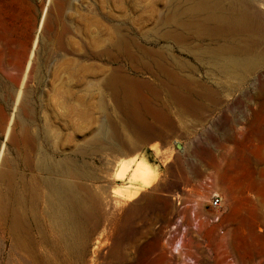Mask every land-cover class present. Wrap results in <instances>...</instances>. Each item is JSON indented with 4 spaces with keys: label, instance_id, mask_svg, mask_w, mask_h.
Segmentation results:
<instances>
[{
    "label": "rangeland",
    "instance_id": "1",
    "mask_svg": "<svg viewBox=\"0 0 264 264\" xmlns=\"http://www.w3.org/2000/svg\"><path fill=\"white\" fill-rule=\"evenodd\" d=\"M5 10L18 24L0 36V264H264V0H7ZM168 112L178 134L144 121ZM157 139L185 143L186 156L170 163L159 143L160 161L135 153ZM44 154L68 163L64 177L61 163L55 176L41 169ZM139 158L156 179L135 182L128 200ZM56 175L81 196L75 227L47 186ZM10 209L26 213L29 249L8 245Z\"/></svg>",
    "mask_w": 264,
    "mask_h": 264
},
{
    "label": "bare ground",
    "instance_id": "2",
    "mask_svg": "<svg viewBox=\"0 0 264 264\" xmlns=\"http://www.w3.org/2000/svg\"><path fill=\"white\" fill-rule=\"evenodd\" d=\"M199 3V2H198ZM6 6H7V0H0V11H2V13L0 14V36H2V34H3V32H4V30L5 29H7V28H9L10 27V25L11 24H13V25H15V23L17 22V20H16V18H12V16L9 14V12L8 11H6L5 9H6ZM12 6V5H11ZM3 7V8H2ZM236 8V7H235ZM191 9V8H190ZM189 9V10H190ZM194 9V8H193ZM200 9V8H199ZM188 10V11H189ZM233 10V9H232ZM231 10V11H232ZM236 10V9H235ZM14 16V15H13ZM235 16V15H234ZM15 17V16H14ZM214 17V16H213ZM216 17V16H215ZM221 17H223V16H221ZM220 17V18H221ZM224 18V17H223ZM235 18V17H234ZM234 18H233V15H229V21H230V23L228 24V27L231 25L232 27V29L234 28V27H236V25L234 24ZM217 19V18H216ZM215 20V19H214ZM228 21V20H227ZM228 21V22H229ZM222 22H223V20H222ZM228 22H226V23H228ZM236 23V22H235ZM16 24H18V23H16ZM195 24V23H194ZM233 25H235V26H233ZM230 28V27H229ZM236 28H238V24H237V27ZM247 30V29H246ZM5 42V41H4ZM36 43H37V37L35 38V40H34V43H33V48H35V46H36ZM34 50V49H33ZM33 50H32V52L30 53L31 54V56H33L32 54L34 53L33 52ZM30 56V57H31ZM219 56V55H218ZM234 59V58H233ZM240 59V58H239ZM238 59V60H239ZM29 61V63L31 62L30 60H32V59H28ZM237 60V63L236 62H233L232 64H235V67H236V64H239V62H241V61H238ZM236 61V60H235ZM232 62V61H231ZM242 62H245V61H242ZM229 63V62H228ZM28 66H29V64H28ZM28 66H26V68L28 67ZM151 67V66H150ZM241 67V66H240ZM233 68V67H232ZM28 69V68H27ZM163 69V68H162ZM235 70V69H234ZM163 71V70H162ZM26 72V71H25ZM1 81V80H0ZM22 84V83H21ZM2 86V85H1ZM4 86V85H3ZM15 92V91H14ZM1 93H3V92H1ZM0 93V94H1ZM13 94V93H12ZM2 97H4V96H2ZM2 97H0V98H2ZM8 98V97H7ZM9 100V99H8ZM24 101V100H23ZM20 104H21V102H20ZM1 106V105H0ZM2 107V106H1ZM18 107V106H17ZM3 108V107H2ZM1 109V108H0ZM1 114V113H0ZM6 115L7 114H5L4 112L1 114V116H0V127H2V126H4L3 124L5 123V119H6ZM14 116V115H13ZM14 118V117H13ZM10 121H9V123H8V125H7V127H6V129H5V136H7L8 135V133H10L9 131H10V127H11V120H12V116H11V118L9 119ZM32 121V120H31ZM13 122V121H12ZM21 122V121H20ZM11 124V125H10ZM12 128V127H11ZM12 130V129H11ZM45 131V130H44ZM47 133V132H46ZM24 134V133H23ZM10 136V135H9ZM23 136V135H22ZM45 136V135H44ZM27 137V136H26ZM9 138V137H8ZM27 139H28V137H27ZM23 141V140H22ZM33 142H35V141H33ZM29 144V143H28ZM27 144V145H28ZM31 145V144H30ZM23 146H24V144H23ZM4 148V142L2 143V146H1V149H0V152L2 153V150H4L3 149ZM43 148V147H42ZM39 151V150H38ZM41 151V150H40ZM20 152V151H19ZM25 152H27L26 150H25ZM28 153V152H27ZM27 153H25V154H27ZM39 153V152H38ZM47 153V152H46ZM20 155V154H19ZM28 155V154H27ZM26 155V156H27ZM43 155V154H42ZM39 156V155H38ZM0 157H1V155H0ZM28 157V156H27ZM50 157V155H45L44 154V156H42V159L44 160V162H41L43 165H39V166H41V169H43V171L44 172H46V173H48V174H54V173H56V171L60 168V166L59 167H57L56 165H60V163H54V164H56V165H54V164H52L51 163V161L50 160H52V159H50L49 158ZM19 158H20V156H19ZM25 158V157H24ZM32 158V157H31ZM30 158V159H31ZM39 158V157H38ZM52 158V157H51ZM63 158V157H62ZM2 159V158H1ZM27 160H28V158H26ZM25 159V160H26ZM29 159V160H30ZM59 159H61V158H59ZM59 159H57V160H59ZM134 159V158H133ZM5 160V159H4ZM24 160V161H25ZM62 161V171H63V176L62 177H64L65 176V168H64V164H66L67 162H65V160L63 159V160H61ZM66 161H70V160H66ZM132 161H135V164H134V167H133V172L131 173V181H127V182H125L124 184H123V186H122V195L125 197V198H127L128 200H131V199H133L134 197H135V195H136V192L133 190V187H134V184H135V182L136 183H138V184H140V185H144V186H148V185H150V184H152L153 182H154V180L156 179V171L154 170V168H153V166H152V164L150 163V162H148L145 158H139V159H137V160H132ZM28 162V161H27ZM31 162V161H30ZM52 162H54V160L52 161ZM35 163V162H34ZM40 163V164H41ZM68 164V163H67ZM40 168V167H39ZM68 168V167H67ZM34 169V168H33ZM40 170V169H39ZM4 173H6V172H4ZM9 174V173H8ZM21 174V173H20ZM23 175H24V173H22ZM26 174V173H25ZM36 174V173H35ZM67 174V173H66ZM7 175V174H6ZM47 175V174H46ZM68 175V174H67ZM66 175V176H67ZM3 176V175H2ZM27 175H25V177H26ZM31 176V175H30ZM36 176H38V175H36ZM52 176V175H51ZM54 176H55V174H54ZM24 177V176H23ZM24 177V178H25ZM48 177V176H47ZM7 178V177H6ZM30 178H32V177H30ZM29 178V179H30ZM38 178V177H37ZM37 178H35L34 177V179L36 180ZM58 178H61V176H59ZM66 178V177H65ZM65 178H62V179H57V175H56V179L55 178H52V179H49V180H46V183H47V186L52 190V192L54 191L56 194V196L55 197H57V199H58V201L60 202L59 204H61V207H62V209H63V215L64 216H61L63 219H62V222L64 221L65 222V224L67 223V224H69L70 226L69 227H71V225L72 226H74L75 227V225L77 226V224L79 223V221H80V210H81V207L80 206H82V204H81V202H82V200L79 198V197H81L78 193V195L76 194V192H75V190H74V188H72L73 186L69 183V181H67ZM4 179V178H3ZM39 179V178H38ZM42 179H43V177H42ZM34 180V182H36V181H38V180H36L35 181ZM31 181V180H30ZM133 181V182H132ZM32 182V181H31ZM38 182H40V181H38ZM20 183V182H19ZM19 183H17L18 185H19ZM33 183V182H32ZM12 184V183H11ZM35 184H37L38 185V183L36 182ZM41 184V183H40ZM13 185V184H12ZM23 185V184H22ZM37 185H35V186H37ZM42 185V184H41ZM40 185V186H41ZM9 186V185H8ZM39 186V187H40ZM47 186H46V188H47ZM72 186V187H71ZM18 187H20V185L18 186ZM33 188H34V186H32ZM21 188V187H20ZM19 188V189H20ZM15 189V188H14ZM18 189V188H17ZM20 190H22V189H20ZM37 190V189H36ZM16 191H18V190H16ZM12 192V191H11ZM15 192V191H14ZM19 192V191H18ZM50 192V191H49ZM7 193V192H6ZM16 193V192H15ZM25 193V192H24ZM24 193H22V194H19V195H21V196H23V194ZM27 193H28V191H27ZM29 194V193H28ZM6 195V194H5ZM5 195H3V196H5ZM9 195V194H8ZM13 195V194H12ZM11 195V196H12ZM17 195V194H16ZM15 195V197L17 198V196ZM36 195H38V194H36ZM50 195V194H49ZM21 196H18V199H16V203L14 202V204H18L17 206H20L21 204H22V202L24 201V199L25 200H27L24 196V199H23V197H21ZM6 198H8L7 196H5ZM14 197V198H15ZM47 197H48V194H47ZM54 197V198H55ZM6 198H4V199H6ZM14 198H13V201H14ZM22 198V199H21ZM35 198H37V197H35ZM41 198V197H40ZM30 199V198H29ZM32 199H34V196H33V198ZM32 199H30V202L32 201ZM49 201L51 202V200L53 199L52 198V194H51V198H50V196H49ZM51 199V200H50ZM7 200H10L9 198L7 199ZM84 200V199H83ZM10 201H12V198H11V200ZM10 201H6V202H8V205L10 206V204H11V202ZM28 201V200H27ZM55 201V200H54ZM3 202H5V201H3ZM10 202V203H9ZM34 202H36V201H34ZM49 202V203H50ZM53 202V201H52ZM56 202V201H55ZM13 203V202H12ZM25 203H27V202H25ZM42 203V202H41ZM4 204H6V203H4ZM14 204H13V206H12V209H14V208H17V207H14ZM24 204V203H23ZM51 205V208L49 207V208H47V210H49V209H53L52 207H53V205H52V203H50ZM58 204V205H59ZM7 205V204H6ZM5 205V206H6ZM28 205V204H27ZM39 205V204H38ZM9 206H6V207H9ZM33 206V205H32ZM36 206V205H35ZM5 207V208H6ZM11 207V206H10ZM14 207V208H13ZM22 207V206H21ZM28 207V206H27ZM31 207V206H30ZM5 208H3V209H5ZM32 208V207H31ZM58 208L60 209V207L58 206ZM6 209H8V208H6ZM18 209V208H17ZM16 209V210H17ZM61 209V210H62ZM9 210V209H8ZM15 210V209H14ZM24 210V209H23ZM28 210V209H27ZM5 211V210H4ZM13 211V210H12ZM19 211V210H18ZM17 211V212H18ZM21 211H22V208H21ZM24 211H26V210H24ZM17 212L15 211V212H11V209H10V211L8 212V214L6 215V216H4L5 217V220L4 221H6L5 222V224H6V228H5V232H6V236H7V238H6V240H7V242H8V245H10V248H13V246H19V247H21L22 246V244H23V239H22V233H23V231L24 230H22V226L21 225H24L23 223L21 224L20 222H21V220H22V217H23V220H24V213L23 214H21L20 213V211H19V214L18 215H16L17 214ZM28 212V211H27ZM36 212V211H35ZM48 212V211H47ZM52 212V211H51ZM4 213V212H3ZM6 213H7V210H6ZM14 213H16V214H14ZM30 213H33V212H30ZM40 213V212H39ZM59 214L60 213H62V212H58ZM26 214V213H25ZM29 214V213H28ZM35 214V213H34ZM50 214V213H49ZM3 215H5V214H3ZM23 215V216H22ZM32 215V214H31ZM48 215V214H47ZM51 215H53L54 216V214H52L51 213ZM51 215H50V217H51ZM33 216V215H32ZM49 216V215H48ZM3 217V218H4ZM34 217V216H33ZM36 218V217H35ZM39 218V217H38ZM28 219H29V217H28ZM37 219V218H36ZM36 219H35V221H36ZM50 219V218H49ZM55 218L53 217V220H54ZM33 220H34V218H33ZM38 220H40V219H38ZM51 220V219H50ZM53 220H51L52 221V223L54 222L55 223V221H53ZM56 220V219H55ZM2 221V220H1ZM25 221H27L26 219H25ZM34 221V222H35ZM41 221V220H40ZM40 221H38V222H40ZM57 222H58V219L56 220ZM60 222V221H59ZM58 222V223H59ZM25 223H27V222H25ZM36 223V225H37V222H35ZM53 223V224H54ZM30 224V223H29ZM29 224H27V225H29ZM57 224V223H56ZM60 224V223H59ZM58 224V225H59ZM65 224H64V226H65ZM66 224V225H67ZM80 224V223H79ZM32 225V224H31ZM57 225V226H58ZM60 225H62V224H60ZM21 226V227H20ZM40 226V225H39ZM24 227H25V225H24ZM24 227H23V229H24ZM29 227H31V226H29ZM61 227V226H60ZM67 227H68V225H67ZM34 228V227H33ZM43 228V227H42ZM66 228V227H65ZM64 228V229H65ZM78 228H80V227H78ZM61 230V229H60ZM26 232L28 231V229L27 230H25ZM28 233V232H27ZM29 234V233H28ZM28 234H26V236L28 235ZM42 234V233H41ZM46 234H48L47 232H46ZM31 235V234H30ZM33 235V234H32ZM31 235V236H32ZM29 236V235H28ZM31 236H29V237H31ZM28 237V238H29ZM23 238H24V236H23ZM33 238V237H32ZM49 238V237H48ZM25 239V238H24ZM67 239V238H66ZM36 239H34V241H35ZM24 241H26V240H24ZM30 241V240H29ZM33 241V240H32ZM37 241V240H36ZM35 241V242H36ZM67 241V240H66ZM27 242V241H26ZM25 242V243H26ZM49 242V241H48ZM24 243V244H25ZM28 243V242H27ZM33 243V242H32ZM43 243V242H42ZM69 244V243H68ZM31 245V244H30ZM7 246V245H6ZM25 247H26V244L24 245ZM24 246H22L23 248H25ZM65 246V245H64ZM21 247V248H22ZM16 248V247H15ZM26 248H28V247H26ZM25 248V249H26ZM29 248H30V246H29ZM28 248V249H29ZM33 248V247H32ZM179 248H180V243L179 242H177L176 244H175V249L176 250H179ZM5 249H7V248H5ZM16 249H18V247L16 248ZM15 249V250H16ZM19 250H22V249H18V251ZM14 251V250H13ZM18 251H16V252H18ZM29 251V250H28ZM31 251H32V249H31ZM34 251H36L35 249H34ZM5 252V251H4ZM9 252V251H8ZM15 252V253H16ZM21 251H19V253H20ZM22 252H24V250L22 251ZM21 252V253H22ZM38 252V251H37ZM36 252V253H37ZM10 253V252H9ZM30 253H32V252H30ZM30 253H28V254H30ZM35 253V254H36ZM7 254V253H6ZM13 254V253H12ZM17 254V253H16ZM15 254V255H16ZM27 254V255H28ZM34 254V255H35ZM38 254V253H37ZM26 255V257L27 258H31V255H28V256H30V257H28ZM33 255V256H34ZM47 255V254H46ZM11 256V255H10ZM17 256V255H16ZM25 256V255H24ZM36 256V255H35ZM34 256V257H35ZM9 257V256H8ZM12 258H13V256H11ZM19 257H20V254H19ZM22 257V256H21ZM15 258V257H14ZM33 258V257H32ZM37 258V257H36ZM36 258H34V259H36ZM48 258H49V256H48ZM8 259H11L10 257L8 258ZM8 259H6V260H8ZM20 259V258H19ZM26 259V258H25ZM42 259V258H41ZM50 259V258H49ZM12 260H14V259H12ZM22 260V259H21ZM28 260V259H27ZM32 260V259H31ZM38 260H39V257H38ZM44 260V259H43ZM45 260H47V259H45ZM5 261V260H4ZM11 260H9L8 262H10ZM18 261V260H17ZM20 261V260H19ZM29 261H30V259H29ZM27 262V261H25V262H27L28 264L30 263V262ZM34 261V260H33ZM35 261H37V260H35ZM40 261V260H39ZM39 261H37V263L39 262ZM49 261V260H48ZM7 262V261H6ZM8 262H7V264H8ZM50 262V261H49ZM12 263V262H11ZM20 263V262H19ZM36 263V262H35ZM17 264V263H16ZM21 264V263H20ZM24 264H26V263H24ZM31 264V263H30ZM48 264V263H47Z\"/></svg>",
    "mask_w": 264,
    "mask_h": 264
},
{
    "label": "crops",
    "instance_id": "3",
    "mask_svg": "<svg viewBox=\"0 0 264 264\" xmlns=\"http://www.w3.org/2000/svg\"><path fill=\"white\" fill-rule=\"evenodd\" d=\"M144 121H146L147 123H149V125H151L152 132L156 131L158 128L162 129V131L173 133V134L175 133L178 134L180 132V128H178V125H177L178 123L175 121L173 115L169 112L166 115H163L162 118L145 119ZM175 136L176 135H174V137ZM156 143H159L158 148L161 153H164L166 151L168 152L170 163L175 162L176 157L178 155L186 156L187 154L185 153V150H184L185 143H183L182 147L180 148L178 147L177 142L171 144L168 141H164L162 139H157L154 141L146 142L145 145L143 146L142 145L137 146L135 148V153L138 151H143L145 149L150 153V155L156 158V160L160 161L162 158L156 153L155 148L153 147ZM164 156L165 154L162 157ZM187 162L189 163V160L186 159V163Z\"/></svg>",
    "mask_w": 264,
    "mask_h": 264
},
{
    "label": "built area",
    "instance_id": "4",
    "mask_svg": "<svg viewBox=\"0 0 264 264\" xmlns=\"http://www.w3.org/2000/svg\"><path fill=\"white\" fill-rule=\"evenodd\" d=\"M222 203V197L220 194H215L213 195L211 201H210V205L212 208L217 209Z\"/></svg>",
    "mask_w": 264,
    "mask_h": 264
},
{
    "label": "water",
    "instance_id": "5",
    "mask_svg": "<svg viewBox=\"0 0 264 264\" xmlns=\"http://www.w3.org/2000/svg\"><path fill=\"white\" fill-rule=\"evenodd\" d=\"M179 147L181 146V145H178Z\"/></svg>",
    "mask_w": 264,
    "mask_h": 264
}]
</instances>
